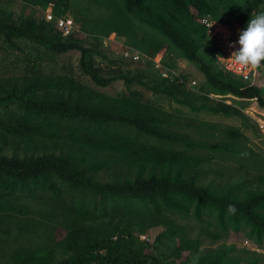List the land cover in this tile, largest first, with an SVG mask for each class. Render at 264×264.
Segmentation results:
<instances>
[{
  "label": "trees",
  "instance_id": "obj_1",
  "mask_svg": "<svg viewBox=\"0 0 264 264\" xmlns=\"http://www.w3.org/2000/svg\"><path fill=\"white\" fill-rule=\"evenodd\" d=\"M26 1L37 5L48 2ZM70 1L54 0V17L65 15ZM87 1L90 14L96 18L89 24L81 22L82 30L111 39L124 38L126 47L155 59L169 70L177 61L193 62L205 77L200 89L206 101L209 95L224 99L232 95L241 99L232 100L241 109L255 100L264 110V97L258 88L245 85L237 77L235 80L234 75L220 67V71L214 72L197 55L201 47H206L207 29L200 23L202 18L208 17L215 23L234 22L246 29L255 10L260 7L264 10V0ZM49 24L55 27L53 22ZM0 34L8 41L26 39L58 54L81 49L77 44L63 42L62 32L46 25L37 27L32 22L13 25L0 20ZM207 49L211 60H217L223 54L220 46ZM82 52L81 65L86 71V55L84 50ZM86 72L90 73L89 70ZM91 75L97 85L108 84V81ZM118 79L123 82L124 91L121 96L111 98L110 101L116 104L114 108L81 106L69 97L55 104L37 102L23 94L10 93L0 97V107L8 109L16 105L20 108V114L13 119L15 126L0 120V135L10 134L24 142L51 138L58 136L55 131L64 121H78L84 126L79 131L83 136H70L71 140L82 149L119 158L96 162L84 169L72 159L81 158L75 152L23 160L0 156V243L13 235L11 229L3 226L5 220L13 218L12 212L23 213L24 209H30L32 200L41 201L51 209L59 205L60 195L55 185L58 180L67 183L73 191L89 192L98 199L97 212L77 204L72 205L67 218L65 213L62 214L67 231L79 228L87 220L104 219L111 212L125 208L134 214H165L192 219L202 224L201 232L213 240L242 233L256 247L263 248L264 152L253 151L242 132L227 126L215 129L212 124H204L200 129L203 133L198 134L201 138L194 140L179 131L185 125L163 117L160 110L141 100V91L134 87L142 86L155 95L164 94L195 113L204 111L231 117L240 112L223 104L202 102L196 106L183 92V83L179 79L159 77V82L152 88L136 76L121 75ZM76 86L74 88L78 89ZM203 164H221V168H209V171L215 178H226L229 182L219 187L213 183L199 184L203 181V171L198 167ZM114 166L127 167L128 171L133 169V177L126 176L121 182L98 183L87 176L89 170H112ZM45 197H49V201ZM229 205L234 206V212L228 211ZM18 231V236L25 233L22 229ZM93 234L85 230L74 239L71 236V241L64 246L60 244L69 255L57 264H164L147 256L145 246L138 245L132 236L113 240V235L99 238ZM194 245L199 246V243L194 242L186 250L193 249ZM235 250V246L230 245L216 257H201L199 264H240L242 257H227ZM244 252L253 256L244 264H257L254 257L264 258L255 252ZM10 259L0 264H48L49 257L42 251L21 247L10 253Z\"/></svg>",
  "mask_w": 264,
  "mask_h": 264
},
{
  "label": "rangeland",
  "instance_id": "obj_2",
  "mask_svg": "<svg viewBox=\"0 0 264 264\" xmlns=\"http://www.w3.org/2000/svg\"><path fill=\"white\" fill-rule=\"evenodd\" d=\"M54 0L37 5L26 0H0V20L13 25H24L32 22L35 26L46 25L59 33V29L53 27L46 20L47 14L53 15ZM89 2L87 0H71L70 8L65 15L73 26V31L67 35H61L65 43L77 44L86 55L87 73L82 65V50H70L63 54H58L45 49L43 46L32 43L26 39H13L8 41L0 34V97L10 93L23 94L37 102L58 103L71 98L74 103L81 106H90L98 109L114 108L116 104L111 98L119 97L123 94V82L119 80L121 75L136 76L147 84L148 88L155 87L159 82L157 73L148 62L134 61L124 54L127 47L120 37L106 38L94 34H89L82 30L81 22L89 24L94 15L89 12ZM262 8L255 10V15L263 12ZM54 16V15H53ZM56 17V16H55ZM59 17V16H58ZM244 30L234 22L215 23L212 32L207 33L205 46H220L226 51V58L221 62L228 61L234 49L229 47L235 44L240 32ZM61 32V31H60ZM206 47H201L197 52L198 57L210 65L216 72L220 71L218 60H211V55ZM238 48V44L235 49ZM222 58V57H221ZM221 68V67H220ZM174 74L183 80L182 90L190 96L196 106L202 102L209 104H223L234 108L240 115L224 117L213 115L204 111L191 112L187 107H183L171 101L164 94H153L142 86H135L141 94V100L150 106L160 110L163 117L172 121H178L182 126L181 133L188 135L194 140H199L203 133L200 129L204 124H212L215 129L222 127H232L239 130L248 138V146L255 152H264V137L259 125L264 126V110L260 109L255 100H251L247 108L232 102L241 100L232 95L226 98L217 95H209L206 101L203 98L201 86L205 77L200 72L198 65L193 62L177 61L173 67ZM102 81H108L106 86L97 85L92 75ZM237 79L236 77L234 78ZM53 84H55L53 86ZM244 84V83H243ZM74 85L78 89L74 88ZM249 86L248 84H245ZM55 86H59L55 88ZM258 88L264 97V65L258 69L257 78L253 84ZM72 97H71V96ZM72 101V102H73ZM156 114L158 112L154 111ZM20 114V108L12 105L8 109L0 107V120L13 126L14 118ZM189 125L190 128L187 126ZM83 124L78 121H64L59 125L58 136L51 138L31 139L26 142L14 138L12 135H0V156L23 159H41L54 155H67L71 152L78 153L81 158L73 157L78 167L88 169L91 164L104 162L108 159L119 160L115 156H108L103 153L96 154L93 151L82 149L75 140L70 138L82 137ZM71 136V137H70ZM206 140V139H205ZM120 167V168H119ZM113 167L112 170L105 168L97 171L89 170L94 182L113 183L123 181L128 177H133V169ZM203 171V181L199 184L206 185L213 183L214 186H221L228 183L226 178L217 179L209 171L221 168V164H203L198 167ZM125 169V170H124ZM198 169V170H199ZM127 170V171H126ZM234 181V179H233ZM59 190V205L51 209L44 206L41 201L32 200L29 203L30 209L23 213L12 212L11 217L5 220L3 226L11 229L13 235L1 240L0 243V263L11 260L10 253L13 250L24 247L42 251L48 255V264H57L64 260L69 252L64 253L60 244L71 241V236L76 238L82 231H88L99 238L113 235V240L117 238L134 237L138 245L145 246L144 253L164 264H199L201 257H216L230 245H234L236 250L227 254L229 258H243L244 264L253 256H247L244 251L255 252L259 256H264V247L258 248L252 241L247 239L242 233L239 235L230 234L229 237L222 236L213 240L211 237L201 232V225L192 219L184 220L177 216L170 215H146L142 213L134 214L129 209L121 208L111 212L104 219L87 220L79 228L66 230L67 224H63L62 214L68 217V213L73 206L80 204L98 211V199H94L91 193L71 190L67 183L55 181ZM49 201V197H45ZM72 218V217H70ZM75 218L73 217V220ZM25 233L18 236L19 231ZM214 229L213 227L211 230ZM144 237V238H143ZM194 242L199 243L191 250H186ZM257 264H264V258L254 257Z\"/></svg>",
  "mask_w": 264,
  "mask_h": 264
},
{
  "label": "built area",
  "instance_id": "obj_3",
  "mask_svg": "<svg viewBox=\"0 0 264 264\" xmlns=\"http://www.w3.org/2000/svg\"><path fill=\"white\" fill-rule=\"evenodd\" d=\"M46 20L48 22H53L55 27L58 28L63 33V35H67L68 33L73 31L72 24L66 18H57V17H54L52 14H47ZM200 23L206 27L207 33L212 32L214 28V24H215L214 21H212L208 17L202 18L200 20ZM211 24L212 26L209 28ZM221 49L223 50V54L217 58L219 64H220L221 59L223 60L226 58V51H227L222 47ZM227 49L228 50L234 49L233 51L236 50L235 47L227 48ZM125 52H127L126 54H124L125 57H130L136 62L143 61V62L150 63L153 70L157 73V75L160 78L169 79V80L179 79L180 83H184L182 79H180L178 76L174 74L173 69L171 70L167 69L165 66H163L160 62L156 61L155 59H152L130 47H127V50H125ZM220 67L223 71H226L234 75L235 77L239 78L242 82L248 84L249 86H253L257 78V74H258V69L256 70H251L249 68L241 69L240 66L234 63V58L228 61H223V63L221 62ZM259 128L261 129L263 137H264V126L261 124L259 125Z\"/></svg>",
  "mask_w": 264,
  "mask_h": 264
},
{
  "label": "clouds",
  "instance_id": "obj_4",
  "mask_svg": "<svg viewBox=\"0 0 264 264\" xmlns=\"http://www.w3.org/2000/svg\"><path fill=\"white\" fill-rule=\"evenodd\" d=\"M237 44L238 48L229 58H234V63L241 69L256 70L264 65V12H259L249 19L246 29L240 32L238 40L229 47H236ZM228 211L234 212V206L229 205Z\"/></svg>",
  "mask_w": 264,
  "mask_h": 264
}]
</instances>
